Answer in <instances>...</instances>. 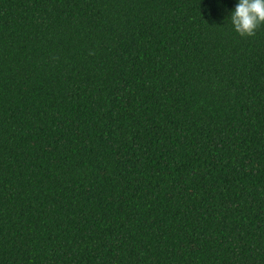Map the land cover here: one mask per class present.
Instances as JSON below:
<instances>
[{
    "label": "trees",
    "instance_id": "1",
    "mask_svg": "<svg viewBox=\"0 0 264 264\" xmlns=\"http://www.w3.org/2000/svg\"><path fill=\"white\" fill-rule=\"evenodd\" d=\"M236 0H0V264H264V25Z\"/></svg>",
    "mask_w": 264,
    "mask_h": 264
},
{
    "label": "clouds",
    "instance_id": "2",
    "mask_svg": "<svg viewBox=\"0 0 264 264\" xmlns=\"http://www.w3.org/2000/svg\"><path fill=\"white\" fill-rule=\"evenodd\" d=\"M228 19L238 35H254L257 28L264 25V0H236Z\"/></svg>",
    "mask_w": 264,
    "mask_h": 264
}]
</instances>
